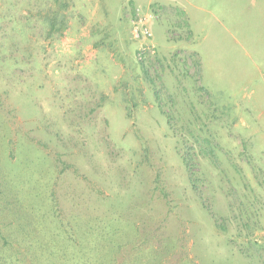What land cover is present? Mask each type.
<instances>
[{"label": "rangeland", "instance_id": "rangeland-1", "mask_svg": "<svg viewBox=\"0 0 264 264\" xmlns=\"http://www.w3.org/2000/svg\"><path fill=\"white\" fill-rule=\"evenodd\" d=\"M0 264H264V0H0Z\"/></svg>", "mask_w": 264, "mask_h": 264}, {"label": "built area", "instance_id": "built-area-1", "mask_svg": "<svg viewBox=\"0 0 264 264\" xmlns=\"http://www.w3.org/2000/svg\"><path fill=\"white\" fill-rule=\"evenodd\" d=\"M142 28H143V27H142ZM141 34L144 35V36H145L146 34H148L147 29H145V27H144V29L141 30Z\"/></svg>", "mask_w": 264, "mask_h": 264}]
</instances>
